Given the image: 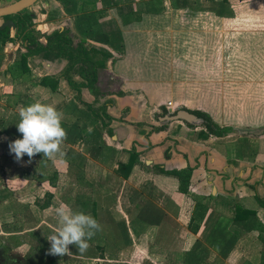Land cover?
<instances>
[{
    "label": "crops",
    "instance_id": "crops-1",
    "mask_svg": "<svg viewBox=\"0 0 264 264\" xmlns=\"http://www.w3.org/2000/svg\"><path fill=\"white\" fill-rule=\"evenodd\" d=\"M5 1L0 0V6L10 4ZM173 1L178 0H132L119 5L78 0L73 14L65 11L61 0H40L33 6L36 32L44 43L45 34L66 26L74 44L85 38L87 44L111 54L98 69L97 81L81 87V100L71 81L78 84L84 78L79 72H67V59L47 60L32 53L23 63L28 50L22 42L0 43V216L22 210L16 207L19 203L10 204L12 195L17 200L26 196L27 220H38L32 228L45 223L46 214L63 204L107 224L105 233L122 240L107 249L103 240L96 241V234L84 253L71 245L72 258L63 256L68 264H133L135 259V264H144L147 253L160 260L153 264H164L165 255L155 252L154 244L161 229L172 235L175 227V250L190 251L217 219H234L238 207L256 211L264 222V207L258 199H264V120L245 125L215 120L222 127L235 128L223 136H206L202 123L160 120L163 109L169 111L167 102L175 109L191 110L203 106L210 92L205 79L208 71L201 67L204 56L199 59L194 53L209 39V24L194 21L192 0L177 7ZM83 12H93L105 29L117 28L115 39L111 31L104 40L82 34L81 30L96 28L94 22L77 21V14ZM122 15L132 16L124 22ZM190 23H197L201 31L193 34ZM15 33L12 29L11 34ZM152 47L155 52L151 53ZM155 47H160L157 58ZM45 77H57L58 82L51 80L57 88L43 84ZM35 101L62 111L67 131L63 155L47 159L38 153L17 161L9 145L22 138L17 127L19 110ZM133 150L139 161L125 175L124 165ZM187 167L192 168L191 185L183 193L179 178L167 171ZM48 194L53 197L43 207ZM197 202L208 208L205 220L212 214L207 226L202 223L199 235L189 229ZM141 215L152 220L151 226L139 224ZM230 230L240 232L235 248L228 258L216 260L264 264V243L257 232L240 224H232ZM61 257L53 258L58 264Z\"/></svg>",
    "mask_w": 264,
    "mask_h": 264
},
{
    "label": "rangeland",
    "instance_id": "rangeland-1",
    "mask_svg": "<svg viewBox=\"0 0 264 264\" xmlns=\"http://www.w3.org/2000/svg\"><path fill=\"white\" fill-rule=\"evenodd\" d=\"M16 1L6 0L3 3L11 4ZM190 6V12L193 10L194 21H202L201 25L203 26L205 23L209 24V39H206L207 42H204L198 50L195 49L194 53L199 54V59L202 55L204 56L202 57L204 65L201 67L208 71L209 76L205 79L210 86V92L206 93L208 98L204 105L191 110H201L212 114L211 117H214H212L214 121L218 120L223 125L233 123L245 125L263 121L264 0H250L248 2L192 0ZM186 13L189 14V12ZM188 26H193V34L201 31V26H198L197 23L194 25L190 23ZM160 34V30H158L156 35ZM170 47V44L167 45V52ZM182 47L185 48V45ZM155 48L157 53L153 55L157 58L160 47ZM148 51L155 52L153 47ZM242 128L245 127L242 126ZM12 196L13 201H10V204L19 203L21 206L16 207H20L22 210L9 211L8 215L0 216V238H3L7 243L14 242L13 251L21 255L28 264H49L54 255L49 253L51 243L47 236L55 234L59 227L56 212H49L46 214L45 223L40 224L37 228H32L38 220H27L26 208H29V204L26 203L28 202L26 196L20 197L19 200L14 195ZM33 208L37 210L35 205ZM224 219L227 220V218ZM139 220V224H144L146 228L151 226L152 220L144 218V215H141ZM100 225L104 230L96 233V241L103 240L107 249H113L114 243L122 240L117 237L113 240L110 232L105 233L108 232L106 229H109V226L103 225V223ZM172 229V235H166L164 229H161L157 235L153 233L155 235L154 244L158 247L155 248V252L161 253L162 257L165 255L161 259L164 264H188L191 254H188L189 250L186 252L175 250L178 245L174 243L175 227ZM200 238L202 239V237ZM71 248L70 250H72ZM146 255L151 259L145 256L144 264L160 261L156 257L153 259L152 254L147 253ZM68 256L72 258L71 255ZM121 256L125 260V256ZM218 257L222 258L217 250L211 248L204 264H234V259H231L230 262H224L216 260ZM134 261L133 264H135ZM68 262L67 257L62 256L58 259V264H68ZM243 264L250 263L244 261Z\"/></svg>",
    "mask_w": 264,
    "mask_h": 264
},
{
    "label": "trees",
    "instance_id": "trees-1",
    "mask_svg": "<svg viewBox=\"0 0 264 264\" xmlns=\"http://www.w3.org/2000/svg\"><path fill=\"white\" fill-rule=\"evenodd\" d=\"M64 4L65 11L67 13L73 14L77 11L78 0H61ZM97 1V0H96ZM127 1L132 0H102V2L107 3L108 5H119L121 3H125ZM239 2H248L250 0H238ZM181 2L185 3L186 0H178L173 1V5L177 7ZM162 3V0H161ZM156 8V7H155ZM163 10V7L160 11ZM132 16V15H131ZM130 17H126L122 15V19L124 22H129ZM130 18V19H129ZM77 21L79 22H94L95 29H87L81 30L82 34L90 35L94 34L96 39H105L109 38L110 31L115 32L113 34V40L115 36L118 34L117 28L113 31V29L108 28L105 29L104 26L100 25L96 16L92 12H83L82 14H77ZM32 19L29 13H23L17 15V27L15 36H11L10 29H0V43L5 44L8 41H13L17 38L26 41L29 48L34 47V52L42 55L43 58L47 60H54L58 58H64L68 60L67 72L68 71H76L79 72L81 77L84 80L78 84H74L71 81V84L75 86L77 89V97L81 100V87L90 86L94 82L97 81L98 77V69L104 65L105 58H109L111 54L105 52L102 49H97L95 46L86 43V39H81L80 42L74 44V36L70 28H65L63 30L59 29L51 34L47 35L48 43L47 45H43L38 41V34L31 27ZM32 50L29 49V52L25 53L22 57V62L26 63L28 58V54L31 53ZM102 55V57H99ZM51 80H56L58 82L57 77H45L42 80V83L45 85H51L53 89L57 88V82L54 83ZM167 109H163V114L167 113ZM199 116L204 118L203 126L207 130L206 136L209 134L223 136L228 134L229 132L235 131L234 127L224 126L222 127L219 123L214 121L210 114L204 111L195 110L193 111ZM157 128V127H155ZM264 130V127H263ZM81 135V134H80ZM86 141L91 144L87 137H85ZM101 149V148H100ZM130 161L124 165L126 168L125 175L132 170L134 164L138 162V154L135 150L131 152ZM167 173L176 175L180 180V191L183 193H188L191 185V176H192V168L187 167L181 170H170ZM52 194H48L47 199L43 207L47 206L51 202ZM261 205L264 207V199L258 198ZM208 208L197 202L191 221L189 223V229L199 235V231L202 223L207 226L212 214H210L205 220ZM232 224H240L245 225L246 228H251L253 231L257 232L258 238L264 242V222L258 219L257 212L254 210L238 207L237 212L235 214L234 219L226 220L224 218H219L214 227H212L205 237L203 241L200 236L197 238L195 246L189 251L188 254H191V257L188 260V264H204L207 259L211 248L218 251L222 258H228L231 251L235 248V245L240 237L239 231L230 230V226ZM206 228V227H205ZM53 259V260H52ZM49 264H57L56 260L52 258Z\"/></svg>",
    "mask_w": 264,
    "mask_h": 264
},
{
    "label": "clouds",
    "instance_id": "clouds-1",
    "mask_svg": "<svg viewBox=\"0 0 264 264\" xmlns=\"http://www.w3.org/2000/svg\"><path fill=\"white\" fill-rule=\"evenodd\" d=\"M20 120L17 123L22 138L10 143V151L17 161L25 155L29 158L43 153L44 158L55 159L63 155L62 145L67 139L63 127V113L50 103L35 101L19 110ZM56 217L59 227L55 234L48 235L51 243V255H71L70 245H75L80 253L89 248V241L101 231V225L90 214L75 212L61 204L57 207Z\"/></svg>",
    "mask_w": 264,
    "mask_h": 264
},
{
    "label": "water",
    "instance_id": "water-1",
    "mask_svg": "<svg viewBox=\"0 0 264 264\" xmlns=\"http://www.w3.org/2000/svg\"><path fill=\"white\" fill-rule=\"evenodd\" d=\"M37 0H17L14 3L0 6V18L17 14L24 9L31 7ZM6 27L15 28L16 23L12 19H7L2 25L1 29ZM162 122H171L176 120H182L190 124H201L204 122V118L196 114L195 112L187 108H179L175 111H168L160 117Z\"/></svg>",
    "mask_w": 264,
    "mask_h": 264
},
{
    "label": "flooded vegetation",
    "instance_id": "flooded-vegetation-1",
    "mask_svg": "<svg viewBox=\"0 0 264 264\" xmlns=\"http://www.w3.org/2000/svg\"><path fill=\"white\" fill-rule=\"evenodd\" d=\"M40 2V0H37L31 7H28V8H26V9H24L23 11H21V12H19V13H17V14H12V15H9V16H5V17H2V19H3V22H2V24L7 20V19H12V20H14V22L16 23V27H17V15H19V14H23V13H29L30 14V16H31V19H32V28L35 30V31H37V28L35 27L36 25L34 24V21H33V19L35 18V16L33 15V12H32V9H33V6H36L38 3ZM30 9H31V11H30ZM32 12V13H31ZM34 16V17H33ZM1 19V18H0ZM2 24H0V29H1V25ZM16 27L15 28H9V27H6V28H9L10 29V33H11V30L12 29H15L16 30ZM65 28H67L66 26L65 27H63L62 29L61 28H59V29H61V30H63V29H65ZM5 29V28H4ZM59 29H56V30H59ZM3 30V29H2ZM56 30H54V31H56ZM53 31V32H54ZM37 33V32H36ZM52 33V32H51ZM51 33H49V34H51ZM16 34V33H15ZM38 34V33H37ZM47 35L48 34H45V37H46V42L44 43L43 42V40H41V38L43 37V36H40L39 34H38V41L40 42V43H42L43 45H47V43H48V39H47ZM11 36H15V35H12L11 34ZM45 37H44V39H45ZM16 40H19L20 41V44H21V42L23 43V46L25 47V49L27 48V52H29V49H31L32 50V52L31 53H29L28 55H31L32 53H36V52H34L33 50H34V47L32 46V48H29L28 47V44H27V42L26 41H23L22 39H20V38H17V39H15V40H13V41H8V42H15ZM7 43V42H6ZM26 52V53H27ZM39 54V53H38ZM15 247V246H14ZM13 246H10V244H8V243H6L5 241L3 242L2 240H0V264H28V262H26L25 260H23V257L21 256V255H19L18 253H16V252H14L13 251V249L12 248H14Z\"/></svg>",
    "mask_w": 264,
    "mask_h": 264
},
{
    "label": "built area",
    "instance_id": "built-area-1",
    "mask_svg": "<svg viewBox=\"0 0 264 264\" xmlns=\"http://www.w3.org/2000/svg\"><path fill=\"white\" fill-rule=\"evenodd\" d=\"M172 105H173V104H172L171 101H169V102L166 103V106H167V108H168L170 111H175V110H177V109L173 108Z\"/></svg>",
    "mask_w": 264,
    "mask_h": 264
}]
</instances>
